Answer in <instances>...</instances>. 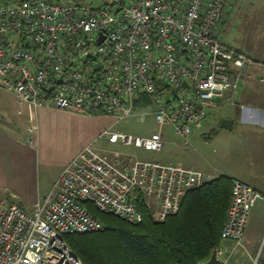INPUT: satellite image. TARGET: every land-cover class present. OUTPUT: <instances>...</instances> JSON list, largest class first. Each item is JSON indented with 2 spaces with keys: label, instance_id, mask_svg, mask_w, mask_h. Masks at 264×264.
<instances>
[{
  "label": "built area",
  "instance_id": "1",
  "mask_svg": "<svg viewBox=\"0 0 264 264\" xmlns=\"http://www.w3.org/2000/svg\"><path fill=\"white\" fill-rule=\"evenodd\" d=\"M227 1L0 0V90L18 106L109 115L114 123L153 115L158 129L147 135L108 127L98 138L159 152L161 130L171 125L188 147L250 68V57L217 34ZM210 179L181 163L110 155L88 143L30 209L0 193V264H85L62 236L105 227L88 204L137 223L143 202L162 221L179 211L189 189ZM262 197L233 179L222 241L242 244Z\"/></svg>",
  "mask_w": 264,
  "mask_h": 264
},
{
  "label": "crops",
  "instance_id": "2",
  "mask_svg": "<svg viewBox=\"0 0 264 264\" xmlns=\"http://www.w3.org/2000/svg\"><path fill=\"white\" fill-rule=\"evenodd\" d=\"M231 2L218 36L230 47L247 54L251 64L234 96L227 94L220 101L219 107L213 110L232 112L223 118L234 120L233 128L220 125L216 131L217 134L227 133L229 136L227 158L235 162L219 171V174H226L254 186L263 197L250 210L242 244L234 245L230 240L221 241L218 248L221 253L218 256L225 264H264V0ZM15 110L20 115L29 112L30 117L36 120V123H30L32 119H29L31 125L27 127L26 134H19L4 125L18 124L11 119ZM42 116L81 120L85 124L101 118L113 120L109 115L84 114L56 107L34 108L30 104L18 106L12 93L0 90V193L26 210L31 208L40 195L48 192L62 168L75 154L100 134L87 135L83 144L60 161L55 178L45 188L40 187L41 192L34 194L31 193V187L40 170V162L50 161L48 157L47 160L40 157V148L33 146V139L27 143L26 135L34 133L35 126L32 124H38ZM29 127H32V132H29Z\"/></svg>",
  "mask_w": 264,
  "mask_h": 264
},
{
  "label": "trees",
  "instance_id": "3",
  "mask_svg": "<svg viewBox=\"0 0 264 264\" xmlns=\"http://www.w3.org/2000/svg\"><path fill=\"white\" fill-rule=\"evenodd\" d=\"M232 181L219 174L189 189L179 211L162 221L153 218L143 202L144 218L137 223L88 204L105 227L62 237L85 264H202L221 244Z\"/></svg>",
  "mask_w": 264,
  "mask_h": 264
},
{
  "label": "rangeland",
  "instance_id": "4",
  "mask_svg": "<svg viewBox=\"0 0 264 264\" xmlns=\"http://www.w3.org/2000/svg\"><path fill=\"white\" fill-rule=\"evenodd\" d=\"M231 3V0H228L224 5L222 18L216 28L218 35L220 27L231 8ZM7 98L11 101L10 96ZM14 113V116L11 115V119L18 124L4 125L20 132L19 134H26L27 127L31 125L30 123H36V120H34V117H30L29 112L20 115L15 110ZM230 114L232 112L219 110L211 112L201 128L196 129L189 136L191 144L188 147L182 144V137L176 134L171 125H166L161 130L165 143L159 152H148L122 143H111L107 138H94L91 142L94 143L95 148L108 154L136 153L141 159H156L163 163L177 162L187 167L202 170L213 178L219 174V171L235 164L234 161H229L227 158L229 136L226 135L227 133L217 134L216 132L220 128L223 116ZM29 119H32L30 123L28 122ZM87 123L85 124L81 120L42 116L38 124H32L35 126V131L26 135V137L28 136L27 143H30L29 139H33V146L40 148V157L46 160L48 157L50 162H40V170L35 175L31 193L41 192L40 187L45 188L55 178L59 171L60 161L83 144L87 135L101 133L108 127L114 131L134 135H147L158 129L153 115H148L143 120L137 116H129L115 123L113 120L106 118L91 121V124ZM37 137H39L38 140Z\"/></svg>",
  "mask_w": 264,
  "mask_h": 264
},
{
  "label": "water",
  "instance_id": "5",
  "mask_svg": "<svg viewBox=\"0 0 264 264\" xmlns=\"http://www.w3.org/2000/svg\"><path fill=\"white\" fill-rule=\"evenodd\" d=\"M234 120L232 118H223L221 120V126L225 128H233ZM202 264H223L221 258L218 256V251L215 249L208 260Z\"/></svg>",
  "mask_w": 264,
  "mask_h": 264
}]
</instances>
